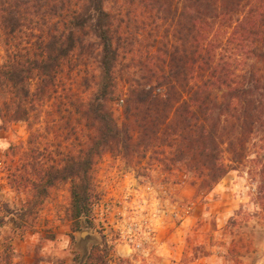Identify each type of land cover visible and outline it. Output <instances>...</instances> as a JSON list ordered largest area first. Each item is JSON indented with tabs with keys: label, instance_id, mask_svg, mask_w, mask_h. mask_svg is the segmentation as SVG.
<instances>
[{
	"label": "trees",
	"instance_id": "obj_1",
	"mask_svg": "<svg viewBox=\"0 0 264 264\" xmlns=\"http://www.w3.org/2000/svg\"><path fill=\"white\" fill-rule=\"evenodd\" d=\"M107 3L0 0V128L31 126L52 101L68 127L64 138L72 141L46 154L31 131L25 150L6 151L18 160L7 165L8 184L28 191L23 219L36 215L53 187L69 182L71 243L76 232L94 227L103 154L128 160L160 144L208 187L229 172L222 145L236 154L264 133V0ZM88 62L97 73L76 97L63 75ZM260 178L257 201L264 207V164ZM13 257L12 245L3 246L0 264ZM109 258L103 241L82 264H109Z\"/></svg>",
	"mask_w": 264,
	"mask_h": 264
},
{
	"label": "rangeland",
	"instance_id": "obj_2",
	"mask_svg": "<svg viewBox=\"0 0 264 264\" xmlns=\"http://www.w3.org/2000/svg\"><path fill=\"white\" fill-rule=\"evenodd\" d=\"M112 2L108 0V7ZM1 55L0 49V59ZM95 67L88 62L64 73L65 88L82 96L97 73ZM51 105L52 101L45 102L31 126L0 128V252L10 243L12 264H82L90 248L103 241L109 264H118V259L127 262L123 264H264V207L257 201L264 164L261 132L236 154L221 146L229 172L208 187L183 158L160 144L128 160L103 154L95 176L94 227L76 232L74 243L69 182L53 187L36 215L21 219L28 191L9 186L7 165L12 158L14 163L18 160L6 151L10 146L25 150L31 131L38 149L46 154L58 146L69 148L72 141L64 138L68 127ZM110 106L123 121L120 103ZM158 151L165 153L155 154ZM84 231L88 236L82 239Z\"/></svg>",
	"mask_w": 264,
	"mask_h": 264
},
{
	"label": "water",
	"instance_id": "obj_3",
	"mask_svg": "<svg viewBox=\"0 0 264 264\" xmlns=\"http://www.w3.org/2000/svg\"><path fill=\"white\" fill-rule=\"evenodd\" d=\"M80 236H81L82 239H85L88 236V232L87 231L80 232Z\"/></svg>",
	"mask_w": 264,
	"mask_h": 264
}]
</instances>
